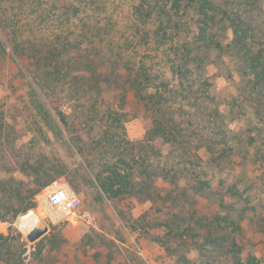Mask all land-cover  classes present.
<instances>
[{
  "label": "trees",
  "instance_id": "1",
  "mask_svg": "<svg viewBox=\"0 0 264 264\" xmlns=\"http://www.w3.org/2000/svg\"><path fill=\"white\" fill-rule=\"evenodd\" d=\"M258 7L259 0H0L1 52L7 53L9 45L8 54L30 74L37 112L45 119L52 111L67 132L82 126L69 120L63 101L77 103L90 94L91 101L81 102L80 109L86 111L84 125L95 120L99 127L97 137L87 138L99 159L94 181L106 198L120 200L133 194L137 168L148 178L159 174L144 153L156 141L181 146V155L192 166V132L185 136L184 125L196 119L198 130L206 123L202 135L213 159L229 160L230 148L219 146L230 128H223L216 76L208 73L220 54L241 63L252 109L264 121V29L254 20ZM104 89L114 92L112 102L99 95ZM140 108L150 110L152 118L143 139L132 141L124 125ZM73 135L69 140L82 154L86 142L79 132ZM174 164L163 173L173 184L178 174ZM188 181L191 189L203 191L221 206L237 203L240 212L249 207L234 183L208 190V178L197 175ZM9 186H3L5 192L18 195L21 205L24 192ZM181 195H186L185 189ZM28 206L16 208L13 215ZM190 215L185 226L192 222ZM192 223L206 226L208 238L211 225L222 230L209 241L218 247L225 241L237 263L264 264L260 256L245 252L241 224L230 209L209 219L198 216ZM188 229L183 228L182 235ZM4 238L0 233V253Z\"/></svg>",
  "mask_w": 264,
  "mask_h": 264
},
{
  "label": "rangeland",
  "instance_id": "2",
  "mask_svg": "<svg viewBox=\"0 0 264 264\" xmlns=\"http://www.w3.org/2000/svg\"><path fill=\"white\" fill-rule=\"evenodd\" d=\"M254 20L264 29V0H259ZM260 37L256 32V38ZM0 40L4 41L1 32ZM1 50L0 45V233L5 236L0 264H239L225 241L222 247L209 241L211 236H221L222 230L211 225L208 238L206 226L192 223L198 216L209 219L227 209L239 219L245 252L264 259V121L252 109L241 63L220 54L208 70L216 76L214 91L224 116L223 128H230L219 146L230 148L226 151L229 160L213 159L202 135L206 123L198 130L196 119L194 124L184 125L185 136L188 130L192 132L188 143L193 148L192 166L181 155V146L156 141L144 153L159 174L148 178L137 168L132 177L133 194L112 200L94 181L99 159L87 138L97 137L99 127L95 120L84 125L86 111L80 109L81 102L91 101L90 94L77 103L63 101L69 120L82 126L67 132L51 110L52 117H41L31 101L30 74L8 54L9 45L5 44L7 53ZM99 95L114 100L112 89ZM151 118L150 110L137 109L125 122L126 136L132 141L143 139ZM75 131L86 142L82 154L69 140ZM197 145L201 146L195 149ZM172 163L178 168L174 184L163 176ZM197 175L209 179L208 190L236 184L248 199V209L240 212L237 203L221 206L203 191L191 189L188 178ZM51 177L54 179L42 186ZM8 183V189L24 192L21 205L18 195L5 192L3 186ZM57 189L75 195L78 205L66 210L49 204L48 194ZM183 189L185 196L181 195ZM171 196L178 197L172 201ZM25 204L29 206L13 215V210ZM191 212L192 222L185 226ZM19 216L29 221L35 239L29 240L16 225ZM186 227L188 234L182 235Z\"/></svg>",
  "mask_w": 264,
  "mask_h": 264
},
{
  "label": "built area",
  "instance_id": "3",
  "mask_svg": "<svg viewBox=\"0 0 264 264\" xmlns=\"http://www.w3.org/2000/svg\"><path fill=\"white\" fill-rule=\"evenodd\" d=\"M47 198L49 204L60 206L66 210H70L78 205V198L63 189L53 190L50 194H48Z\"/></svg>",
  "mask_w": 264,
  "mask_h": 264
},
{
  "label": "water",
  "instance_id": "4",
  "mask_svg": "<svg viewBox=\"0 0 264 264\" xmlns=\"http://www.w3.org/2000/svg\"><path fill=\"white\" fill-rule=\"evenodd\" d=\"M23 216V215H22ZM22 216H19V217H17V219H16V225L22 230V231H24L25 233H26V235H27V238L29 239V240H33V239H35L37 236H35L34 234H32L22 223H21V217Z\"/></svg>",
  "mask_w": 264,
  "mask_h": 264
},
{
  "label": "bare ground",
  "instance_id": "5",
  "mask_svg": "<svg viewBox=\"0 0 264 264\" xmlns=\"http://www.w3.org/2000/svg\"><path fill=\"white\" fill-rule=\"evenodd\" d=\"M39 216L41 217L40 215V212H39ZM21 223L30 231V228L29 226L27 225L29 223V221H25V218L21 219ZM21 230V229H20ZM22 231V230H21ZM24 232V231H23ZM25 233V232H24Z\"/></svg>",
  "mask_w": 264,
  "mask_h": 264
}]
</instances>
